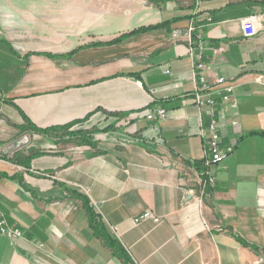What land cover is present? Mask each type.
I'll use <instances>...</instances> for the list:
<instances>
[{
	"label": "crops",
	"instance_id": "obj_1",
	"mask_svg": "<svg viewBox=\"0 0 264 264\" xmlns=\"http://www.w3.org/2000/svg\"><path fill=\"white\" fill-rule=\"evenodd\" d=\"M256 14L244 37L242 20ZM191 21L211 46L207 82L234 80L237 104L218 128L234 149L200 202ZM260 75L264 0H0V207L24 234L14 245L0 234V264H126L108 239L132 264H264ZM156 108L166 116L147 118ZM29 123L71 125L43 134ZM77 130L92 143L69 139ZM146 211L159 221L135 224Z\"/></svg>",
	"mask_w": 264,
	"mask_h": 264
},
{
	"label": "built area",
	"instance_id": "obj_2",
	"mask_svg": "<svg viewBox=\"0 0 264 264\" xmlns=\"http://www.w3.org/2000/svg\"><path fill=\"white\" fill-rule=\"evenodd\" d=\"M158 1V0H155ZM208 21L211 17L207 16ZM261 15H251L242 20V32L244 37H251L256 33V25L259 24ZM187 39L186 53L189 56L192 64L191 76L193 79L192 101L198 112L199 129L198 134L203 141V157H202V177L197 189L196 200L200 202L203 196L209 193L215 185V176L213 174L214 166L218 165L225 157H227L234 149L233 142L221 144L218 128L222 121L226 110L234 111L236 109V101L234 99V80L224 77L215 78L213 83H208L206 79V64L204 61V53L210 49L208 42L202 35L196 31L194 22H190L185 30ZM214 50V49H213ZM167 72V70L165 71ZM259 82L264 85V75H260ZM139 85L141 82H137ZM206 111L208 122L205 124L202 121V111ZM166 116V111L163 108H156L155 111H150L146 114L147 118L163 119ZM231 125H236L235 120L230 121ZM191 194L194 192L189 191ZM144 219H151L153 222H158L159 217L154 216L151 212L146 211L133 219L135 224ZM113 235L120 239V234L116 227L109 226ZM0 234L5 235L11 245L19 238H23V231L17 227L9 225L4 211L0 207ZM208 264V263H205Z\"/></svg>",
	"mask_w": 264,
	"mask_h": 264
},
{
	"label": "trees",
	"instance_id": "obj_3",
	"mask_svg": "<svg viewBox=\"0 0 264 264\" xmlns=\"http://www.w3.org/2000/svg\"><path fill=\"white\" fill-rule=\"evenodd\" d=\"M160 26L161 25L150 26V27H140L138 29L131 30L130 32L121 35L120 37L114 39V41H121V40L130 38V37L134 36L135 34L141 33L142 31H145V30H148V29H155V28H158ZM70 125L71 124L65 125L63 127L61 126V127H52V128L40 129V128H36L35 126H32L29 123V128L35 130L36 132L45 134V133L50 132V131H58V130H61V129H67V128L70 127ZM67 134L70 137L69 139H79L78 141L79 142H82V143H84V142H86V143H92V141L90 140L89 135L87 133L83 132L82 130H77V131L69 132ZM14 161L19 162V159L15 158ZM83 205H84V208L86 209V212L88 214L89 221L92 224V227L95 230V232L97 234L101 235L102 237H104L107 240L104 228L102 227V225L100 223L97 222L96 215L91 210V208L88 205V202L86 200H83ZM108 241H109L108 243H109L110 247L112 248V250L119 257H121L124 260V263H126V264H129V263L132 264L130 262V259L128 257H126L125 254H123L122 249L118 246L117 242H115L114 240H109V239H108Z\"/></svg>",
	"mask_w": 264,
	"mask_h": 264
}]
</instances>
